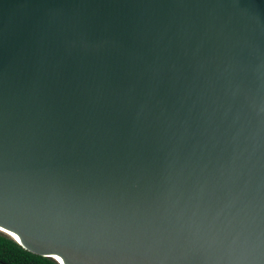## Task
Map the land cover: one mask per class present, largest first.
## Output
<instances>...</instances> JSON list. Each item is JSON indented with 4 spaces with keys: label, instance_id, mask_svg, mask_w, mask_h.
<instances>
[{
    "label": "water",
    "instance_id": "1",
    "mask_svg": "<svg viewBox=\"0 0 264 264\" xmlns=\"http://www.w3.org/2000/svg\"><path fill=\"white\" fill-rule=\"evenodd\" d=\"M0 228L60 264H264V0H0Z\"/></svg>",
    "mask_w": 264,
    "mask_h": 264
},
{
    "label": "trees",
    "instance_id": "2",
    "mask_svg": "<svg viewBox=\"0 0 264 264\" xmlns=\"http://www.w3.org/2000/svg\"><path fill=\"white\" fill-rule=\"evenodd\" d=\"M4 244L0 246V264H60L52 258L33 254L8 234L0 231Z\"/></svg>",
    "mask_w": 264,
    "mask_h": 264
},
{
    "label": "snow or ice",
    "instance_id": "3",
    "mask_svg": "<svg viewBox=\"0 0 264 264\" xmlns=\"http://www.w3.org/2000/svg\"><path fill=\"white\" fill-rule=\"evenodd\" d=\"M0 231L7 232V229L6 228H0ZM3 244H4V240L2 237H0V246H2Z\"/></svg>",
    "mask_w": 264,
    "mask_h": 264
},
{
    "label": "bare ground",
    "instance_id": "4",
    "mask_svg": "<svg viewBox=\"0 0 264 264\" xmlns=\"http://www.w3.org/2000/svg\"><path fill=\"white\" fill-rule=\"evenodd\" d=\"M2 232V231H1Z\"/></svg>",
    "mask_w": 264,
    "mask_h": 264
}]
</instances>
